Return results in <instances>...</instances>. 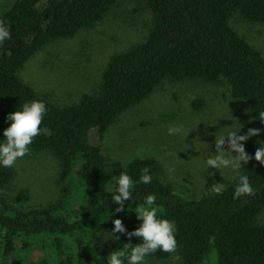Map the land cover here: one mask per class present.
<instances>
[{"label": "trees", "instance_id": "obj_1", "mask_svg": "<svg viewBox=\"0 0 264 264\" xmlns=\"http://www.w3.org/2000/svg\"><path fill=\"white\" fill-rule=\"evenodd\" d=\"M144 1L153 13L146 38L113 54L98 87L70 105L56 104L50 95L38 92L20 71L52 42L96 27L120 0H15L0 14V23L11 34L0 42V138L9 113L24 103L43 101L47 111L41 132L29 148L59 160L64 198L56 205L27 208L25 190L8 193L17 175L15 165L0 167V264H52L49 256L54 264H105L109 252L97 238L98 231H111L116 218L138 227L133 212L148 194L157 198L158 216L175 222L181 264H204L210 254L215 264H264V223L259 221L264 212V165L255 160L239 171L249 177L253 193L236 199L238 176L219 194L189 198L162 180L163 168L155 158H135L123 171L136 180L149 168L152 183L138 184L125 211L111 216L117 205L110 201L108 189L119 166L111 164L102 145L92 143L91 131L98 129L103 138L166 81L229 85L232 98L245 103L253 119L239 134L262 129L245 142L246 152L252 155L264 146V124L256 117L264 111V54L233 25L236 15L264 25V0ZM205 103L200 99L193 104L202 109ZM72 179L83 192L75 208L67 200L77 184ZM46 242L48 257L25 258L26 251ZM150 256L165 261L172 254L157 251Z\"/></svg>", "mask_w": 264, "mask_h": 264}, {"label": "rangeland", "instance_id": "obj_2", "mask_svg": "<svg viewBox=\"0 0 264 264\" xmlns=\"http://www.w3.org/2000/svg\"><path fill=\"white\" fill-rule=\"evenodd\" d=\"M14 1L0 0V14ZM152 21L153 13L144 0H120L96 27L83 30L73 39L52 42L35 54L22 68L20 76L38 92L50 95L56 104L78 103L83 94L98 87L110 57L143 41ZM233 25L264 54V25L246 22L240 15L235 16ZM200 99L206 102L205 106L196 109L193 103ZM252 121L248 106L232 98L227 84L166 81L146 101L125 113L103 138L98 129H93L91 141L94 145H102L103 154L111 164L119 166L115 176L135 158H155L163 168V181L170 183L179 195L197 198L212 192L211 188L216 184H223L224 189L238 176L227 169L221 173L209 170L214 172L209 175L205 169L206 157L209 152H215L216 135H224ZM170 126H182L184 132L169 136ZM116 160L125 165L123 169ZM15 167L17 175L8 193L14 195L25 190L29 196L27 208L56 205L64 199L63 185L59 182L60 163L50 152L30 150ZM71 182L77 184L67 200L69 207L75 208L83 192L77 180ZM259 221L264 223V212ZM125 227L128 231L133 230ZM108 232L104 230L103 236L107 237ZM128 242L127 236L120 234L119 240L109 239L103 245L111 254ZM141 242L140 238H131L134 245ZM46 244L37 243L26 251L25 258L40 260L48 257L51 250L49 243ZM173 255L179 260L174 261ZM49 259L54 264L51 256ZM215 262V255L210 254L204 264ZM147 264H181L179 251L165 261L149 256Z\"/></svg>", "mask_w": 264, "mask_h": 264}, {"label": "clouds", "instance_id": "obj_3", "mask_svg": "<svg viewBox=\"0 0 264 264\" xmlns=\"http://www.w3.org/2000/svg\"><path fill=\"white\" fill-rule=\"evenodd\" d=\"M10 35V29L0 23V42L10 39ZM46 111V105L43 101L33 100L22 104L19 110H15L6 116L8 127L3 130V138H0V167L12 168L19 159L29 153V146L41 132L40 125ZM256 117L264 124V111L258 112ZM242 128L243 125L233 128L224 135H216L215 152H209L204 161V167L209 175H214V172H209V170H219L221 173L225 169L238 175V182L233 192V197L236 199L253 193L249 177L239 174V170L244 168L242 163L246 165L254 159L260 165H264V146H258L254 156L249 155L244 146L250 138L259 136L262 129L249 128L245 134L241 135L239 133ZM183 132L182 126H170L167 130L169 136ZM187 135L188 133L185 134V137ZM119 162L123 169L125 165L121 161ZM113 177L115 183L112 188L108 189V192L110 201L117 207L114 213L111 212V216L125 211V205L133 201V194L138 184L148 185L153 180L149 168L142 169L141 175L136 180L123 170L118 176ZM222 189L223 184H216L211 188V191L219 194ZM156 199L155 194H148L143 198L142 203L135 208L133 213H135L139 225L132 231L126 229L120 218L111 221L113 227L108 232L107 237L103 236L104 231H98L100 234L97 238L100 239L101 245L109 239L119 240L120 234L126 235L129 240L122 248H119L120 250L112 251L107 256L105 264H147V257L157 251L169 254L176 253L175 222L158 216ZM133 237L140 238L142 242L132 244L131 238ZM173 260L178 261L179 257L173 255Z\"/></svg>", "mask_w": 264, "mask_h": 264}]
</instances>
